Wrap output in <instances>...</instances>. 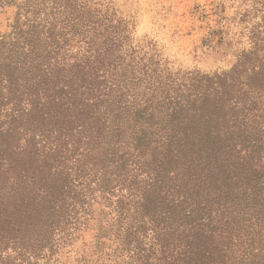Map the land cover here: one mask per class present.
<instances>
[{"label": "trees", "instance_id": "16d2710c", "mask_svg": "<svg viewBox=\"0 0 264 264\" xmlns=\"http://www.w3.org/2000/svg\"><path fill=\"white\" fill-rule=\"evenodd\" d=\"M50 3L0 0V264L88 224L132 264H264V40L170 72L114 14Z\"/></svg>", "mask_w": 264, "mask_h": 264}, {"label": "rangeland", "instance_id": "374dc122", "mask_svg": "<svg viewBox=\"0 0 264 264\" xmlns=\"http://www.w3.org/2000/svg\"><path fill=\"white\" fill-rule=\"evenodd\" d=\"M80 1L97 15L114 14L115 19H121L128 46L140 57L159 59L170 72L227 71L241 49L264 40V0ZM43 4L48 11L50 0H43ZM12 8L0 13V32L11 20ZM101 218L107 219L105 208ZM91 226L80 227L64 245L57 242L49 260L39 258L35 264H132L112 240L113 235L96 240Z\"/></svg>", "mask_w": 264, "mask_h": 264}]
</instances>
